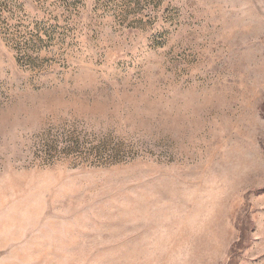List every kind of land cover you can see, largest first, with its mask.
<instances>
[{
  "label": "rangeland",
  "instance_id": "obj_1",
  "mask_svg": "<svg viewBox=\"0 0 264 264\" xmlns=\"http://www.w3.org/2000/svg\"><path fill=\"white\" fill-rule=\"evenodd\" d=\"M0 264H264V0H0Z\"/></svg>",
  "mask_w": 264,
  "mask_h": 264
}]
</instances>
